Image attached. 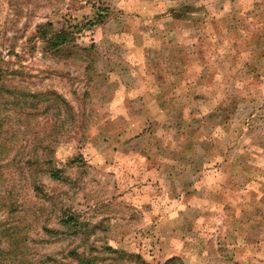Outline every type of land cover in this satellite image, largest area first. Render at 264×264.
I'll list each match as a JSON object with an SVG mask.
<instances>
[{"label": "rangeland", "instance_id": "rangeland-1", "mask_svg": "<svg viewBox=\"0 0 264 264\" xmlns=\"http://www.w3.org/2000/svg\"><path fill=\"white\" fill-rule=\"evenodd\" d=\"M0 182L33 264H264V0H0Z\"/></svg>", "mask_w": 264, "mask_h": 264}, {"label": "trees", "instance_id": "trees-1", "mask_svg": "<svg viewBox=\"0 0 264 264\" xmlns=\"http://www.w3.org/2000/svg\"><path fill=\"white\" fill-rule=\"evenodd\" d=\"M45 25L40 27V31L42 33L43 28H46ZM78 28V26L73 27ZM71 28L68 29H61L57 32H44L45 39L48 44V47L59 51L60 47L65 45H69L71 41L75 40L76 33L74 31H70ZM34 163V164H33ZM36 163V164H35ZM38 161H33L32 164L25 166L26 169L32 170L34 168L37 169ZM50 176L54 179H60L61 173L59 170H55L51 168V170L46 171ZM35 175H32V180H30V186L33 191L37 192L38 194L44 195V192L41 188V184L38 181L37 174L39 172H34ZM2 182H0V210L3 208L9 209L8 216L10 214L9 219L6 217L4 219L0 218V264H33V249L29 245L30 239L25 229L21 226V222L18 220L16 221L13 217L16 213H22L23 210L21 209L22 206L18 205V202L8 200L10 198H6L2 194ZM7 201V203H5ZM68 215V214H67ZM13 219V220H11ZM63 221V220H62ZM64 224L78 226L79 222L77 221L74 215H68L66 220H64ZM44 234L47 235L48 233H55V230H50L49 228L43 227ZM107 252L110 254H117L122 256L123 258L127 257V260H131L134 255L127 254L123 251L116 250L111 246H107L105 248ZM68 256L74 261H77L79 264H98V257L97 256H89L84 257L83 254L78 253L76 250H72L69 252ZM139 260L142 261L141 264H146L140 257H137ZM51 261V260H48Z\"/></svg>", "mask_w": 264, "mask_h": 264}]
</instances>
